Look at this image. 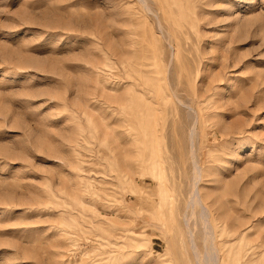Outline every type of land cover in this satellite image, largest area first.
Here are the masks:
<instances>
[{"label":"rangeland","instance_id":"374dc122","mask_svg":"<svg viewBox=\"0 0 264 264\" xmlns=\"http://www.w3.org/2000/svg\"><path fill=\"white\" fill-rule=\"evenodd\" d=\"M0 264H264V0H0Z\"/></svg>","mask_w":264,"mask_h":264},{"label":"bare ground","instance_id":"6f19581e","mask_svg":"<svg viewBox=\"0 0 264 264\" xmlns=\"http://www.w3.org/2000/svg\"><path fill=\"white\" fill-rule=\"evenodd\" d=\"M166 195V194H165ZM164 198H165V196H164Z\"/></svg>","mask_w":264,"mask_h":264}]
</instances>
